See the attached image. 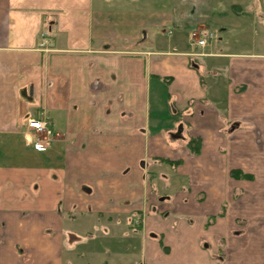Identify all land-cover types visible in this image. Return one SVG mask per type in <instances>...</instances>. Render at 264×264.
Wrapping results in <instances>:
<instances>
[{"label":"crops","instance_id":"obj_1","mask_svg":"<svg viewBox=\"0 0 264 264\" xmlns=\"http://www.w3.org/2000/svg\"><path fill=\"white\" fill-rule=\"evenodd\" d=\"M0 264H264V0H0Z\"/></svg>","mask_w":264,"mask_h":264},{"label":"built area","instance_id":"obj_2","mask_svg":"<svg viewBox=\"0 0 264 264\" xmlns=\"http://www.w3.org/2000/svg\"><path fill=\"white\" fill-rule=\"evenodd\" d=\"M212 37H213L212 34H207L202 39H198L196 34H192V36H191L192 40H194V43L199 47H204L207 44V41L211 40ZM41 38H42V41H44V43H42L40 46H43L44 44H46L49 41V38L45 37L44 35ZM26 128H27V130H29L33 133H42L46 130V123L42 122L38 119H31L27 122ZM33 148L37 152H44V151L50 149V147L46 144L45 141L39 140V139L34 140Z\"/></svg>","mask_w":264,"mask_h":264},{"label":"trees","instance_id":"obj_3","mask_svg":"<svg viewBox=\"0 0 264 264\" xmlns=\"http://www.w3.org/2000/svg\"><path fill=\"white\" fill-rule=\"evenodd\" d=\"M174 116H177L178 114L175 113L173 114ZM184 147L188 150V152L191 155L197 156L200 153V148H201V139L198 137H189L186 141V143L184 144ZM156 162H158L159 164H168L172 170H174L178 165H180V161L179 160H168V159H155ZM233 177H238V178H245V179H249L248 175H244L242 173L239 172H234L232 173Z\"/></svg>","mask_w":264,"mask_h":264},{"label":"rangeland","instance_id":"obj_4","mask_svg":"<svg viewBox=\"0 0 264 264\" xmlns=\"http://www.w3.org/2000/svg\"><path fill=\"white\" fill-rule=\"evenodd\" d=\"M45 36V37H48L47 36V34L44 32V33H42V34H40V37H39V41H38V46H37V48L38 49H41V50H45V49H47L48 48V46L49 45H51V40H50V38H49V41L46 43V44H44L43 46H40L42 43H44V41H42V36ZM158 104H156V106H155V108L156 109H158V106H157ZM167 118H171V117H176V116H174L172 113H167ZM176 118H178V116L176 117ZM35 135H36V138L37 139H40L41 137H40V134H38V133H35ZM154 180L155 179H152V180H150V183H151V185H149V187H151V189H152V193H154L155 194V196H158V193H159V187H158V185H156V183H154ZM157 187H156V186ZM176 188H177V186L175 187V186H171V188H168L167 190L169 191V193H172L174 190H176ZM157 190V191H156ZM134 227V226H133ZM134 229H137V228H134ZM87 263L89 262L88 260L86 261ZM90 263V262H89Z\"/></svg>","mask_w":264,"mask_h":264}]
</instances>
